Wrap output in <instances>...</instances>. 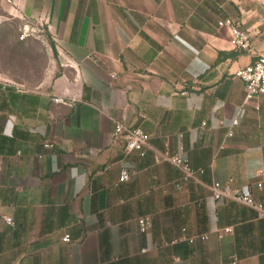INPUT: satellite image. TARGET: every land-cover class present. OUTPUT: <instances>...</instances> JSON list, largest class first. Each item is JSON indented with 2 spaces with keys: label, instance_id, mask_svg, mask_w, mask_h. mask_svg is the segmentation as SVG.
I'll use <instances>...</instances> for the list:
<instances>
[{
  "label": "crops",
  "instance_id": "obj_1",
  "mask_svg": "<svg viewBox=\"0 0 264 264\" xmlns=\"http://www.w3.org/2000/svg\"><path fill=\"white\" fill-rule=\"evenodd\" d=\"M5 1L45 26L53 59L35 85L0 86V264H264V218L211 191L232 178L264 202V95L245 102L237 76L264 54V0ZM114 120L149 134L145 158L112 137ZM180 149L204 173L178 189L153 153ZM183 228L209 239L190 245Z\"/></svg>",
  "mask_w": 264,
  "mask_h": 264
},
{
  "label": "built area",
  "instance_id": "obj_2",
  "mask_svg": "<svg viewBox=\"0 0 264 264\" xmlns=\"http://www.w3.org/2000/svg\"><path fill=\"white\" fill-rule=\"evenodd\" d=\"M219 25L229 26L232 33V42L239 50L250 53L254 52L251 34L247 30L242 29L240 24L227 19L220 22ZM237 76L244 82L245 102L251 101L258 95H264V54H259L253 63L238 70ZM55 101L59 102L62 100L57 98ZM237 124L238 120H233L231 126L233 127ZM232 130H229L228 136H232ZM112 137L114 139L121 138L125 141L126 152H137L142 158L147 156L150 136L142 128L132 126L121 120H114ZM153 160L155 163L168 162L179 171L178 178L173 182L174 186L178 189H181L187 182L198 180L204 173V169L194 168L191 165L189 159L181 149L176 153H170L168 151L162 153L155 152L153 153ZM129 179L130 171L122 168L119 175V182H127ZM232 182V178L226 184H222L219 181L214 182L211 185L212 197L215 200H221L223 198L234 200L252 208L260 218H264V202L254 197L249 186H234ZM257 186L262 187V184L258 183ZM5 220L9 225H14L12 217H5ZM137 223L141 233L147 232L152 227V221L148 216L139 217ZM232 231L233 228L228 226L222 230H217V233L222 236L223 232ZM209 236L208 233L188 235L186 228H183L181 241L193 245L196 242L207 241ZM63 240L68 242L70 241V237L66 235Z\"/></svg>",
  "mask_w": 264,
  "mask_h": 264
},
{
  "label": "rangeland",
  "instance_id": "obj_3",
  "mask_svg": "<svg viewBox=\"0 0 264 264\" xmlns=\"http://www.w3.org/2000/svg\"><path fill=\"white\" fill-rule=\"evenodd\" d=\"M7 5L0 0V86L23 90L39 81V68L53 59V42L44 25L9 15Z\"/></svg>",
  "mask_w": 264,
  "mask_h": 264
},
{
  "label": "trees",
  "instance_id": "obj_4",
  "mask_svg": "<svg viewBox=\"0 0 264 264\" xmlns=\"http://www.w3.org/2000/svg\"><path fill=\"white\" fill-rule=\"evenodd\" d=\"M246 211V210H245ZM252 212V215H253V217H256V218H258V216H257V213H255V212H253V211H251ZM264 224H263V221H261V220H259V222H258V227H259V229H260V233L263 231V229H264V226H263ZM251 226L252 225H246V226H243L242 227V233L245 235L246 233H247V230L249 229V228H251ZM261 236H262V239L264 238L263 237V234H261ZM241 239L238 237L237 238V248H238V251L241 253V254H243L242 253V251H241V248H240V246H241V241H240ZM260 247H261V245H260ZM261 249V248H260Z\"/></svg>",
  "mask_w": 264,
  "mask_h": 264
}]
</instances>
